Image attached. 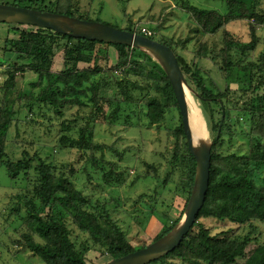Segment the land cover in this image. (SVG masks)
Here are the masks:
<instances>
[{"label":"trees","instance_id":"1","mask_svg":"<svg viewBox=\"0 0 264 264\" xmlns=\"http://www.w3.org/2000/svg\"><path fill=\"white\" fill-rule=\"evenodd\" d=\"M31 1L32 4L36 1L34 4L42 6V9L35 7L29 9L74 17L62 10L65 1L72 0ZM214 1L225 3L227 8L225 14L216 10L200 9L186 1L191 21L198 25L192 26L194 32L214 36L224 31L228 38L226 49H229L233 41L231 38L229 40L231 35L227 26L234 22L248 21L251 23L253 44L259 43L257 30L259 25H264V0ZM137 26L134 28L131 26L125 31L134 33L139 31L138 33L142 34L139 26V30L136 29ZM11 28L13 29L11 33H18L19 39H8L5 42L4 53L16 54L18 59L6 74L7 79L2 86L7 94L17 87L18 74L30 72L36 75L35 81L31 83L32 92L29 96L31 109L35 106L46 107L54 110L59 117H64L67 108H89L87 122L80 128L78 137L64 135L60 138L59 144L63 148L77 149L87 155V164L92 167L94 173L101 172L102 181L106 185L113 187L124 185L127 170L107 160L105 152L109 150L121 160L124 159L125 153L98 143L95 140V125L101 116L111 126L123 125L131 128L136 125L134 121L137 117L134 95L136 92L153 91L163 95V99L156 96L146 101L144 114L150 125L164 123L172 109H177L181 114L173 86L164 69L147 53L129 46L74 39L31 26L12 25ZM155 37L156 32L152 39L156 40ZM104 44L114 47L118 52L116 65L106 69L100 65L98 52L96 55L98 46H105ZM170 44L172 46L165 45L175 52L188 84L209 111L210 129L214 135L210 189L198 222L205 218L229 220L233 223H264V178L261 183H257L256 178L258 171L264 168V99L260 98L256 102L252 100L242 109V114L248 119V133L255 149L249 155L220 153L218 150L223 141L225 113L227 107L234 104V101L230 100L231 89L228 85L225 92H220V96L215 97L204 83L200 65L201 60L207 57L206 47L202 46L196 53V62L189 64L172 41ZM61 49L64 51L65 60L74 66L57 72L54 70V58ZM81 64L88 65V68L79 69L78 66ZM230 65L226 64L225 69ZM251 67L253 72L260 73L258 78L256 73L253 74V78L259 80L258 85L254 86V91H258L264 87V51L260 55L259 63ZM245 72L246 70H241L242 74ZM134 77L137 80H134ZM107 90L113 91L111 97L103 96V92ZM14 115V109L9 110V101L6 100L0 107V165L6 167L14 181L28 178L27 189H33L32 196L20 195L18 198L26 201L28 206L25 225L29 232L23 234L21 240L24 249L31 251L46 264H88L87 254L92 249H97L103 256L115 260L149 246L133 245L120 221V210L110 208L105 199L93 203L74 183V170L58 171L43 160L34 166L33 159L27 151L23 153L21 159L14 160L7 151ZM172 134L175 136L173 159L181 170L179 188L187 202L183 213L175 221L169 220L168 215L165 216L164 228L152 243L168 235L181 222L196 179L197 162L189 150L182 117L180 125L174 128ZM98 153H101V157L97 156ZM85 173L88 180L92 181L93 174L87 169ZM153 199L152 203L157 209L158 200ZM69 219L89 237V241L82 243L81 246L73 241L72 232L67 225ZM198 222L174 252L152 264H165L168 260L178 261V264H264V244L258 245L253 252H248L251 240L239 241L230 237L214 236ZM196 227H200V231L194 234L193 230ZM35 236L43 243L37 242Z\"/></svg>","mask_w":264,"mask_h":264},{"label":"rangeland","instance_id":"2","mask_svg":"<svg viewBox=\"0 0 264 264\" xmlns=\"http://www.w3.org/2000/svg\"><path fill=\"white\" fill-rule=\"evenodd\" d=\"M186 1L204 10H216L222 14L227 11L224 2L214 0H72L65 1L62 10L75 18L103 23L120 30H129L131 26L134 28L137 25L140 28L151 27L150 29L156 32L157 41L170 46L172 41L189 64L195 63L196 53L202 46L206 47L207 57L201 60L200 65L204 83L215 97H219L220 92H225L229 85L230 100L234 101V104L227 107L225 113L223 141L218 151L224 155L234 153L249 155L255 146L249 136L248 119L242 114V109L252 100L256 102L260 98L264 99V87L254 91L260 73L253 72L251 67L259 63L260 55L264 51V25L258 26L259 43L254 45L250 22L231 23L227 26V30L233 45L226 49L228 38L224 31L214 36H207L192 30L198 25L191 21ZM35 2L33 1L32 4L31 0H0V4L3 5L42 9V6L34 4ZM10 27L12 25L0 23V71H2L0 72L2 73L0 107L8 100L9 110L13 108L15 111L14 123L8 139V154L14 160H18L27 151L33 159L34 166L43 160L58 171L74 170V183L91 198L93 203L105 199L110 208L120 210V221L135 247L142 244L151 245L164 228L165 216L168 215L169 220L175 221L183 213L187 202L179 188L181 170L173 159L175 136L172 133L181 123L180 112L172 109L164 123L157 126L150 125L144 114L146 101L156 96L163 99V95L153 91L136 92L134 93L136 125L131 128L123 125L111 126L103 116L98 118L95 125V140L100 144L114 147L120 153H125L123 160L109 150L105 152V157L128 173L126 182L121 187L106 185L102 181L101 172L94 173L92 167L87 164V155L77 149L63 148L59 144L60 138L64 135L78 137L80 128L87 122L89 108H67L64 117H59L54 110L46 107L35 106L31 109L29 96L32 92L31 83L35 81L36 75L30 72L24 75L18 74L17 87L10 91L9 95L2 87L7 79L6 74L18 59L16 54L4 53L5 42L8 39H19L18 33H11L13 29ZM104 45L98 46L96 55L98 52L100 65L106 69L116 65L118 52L114 47ZM228 63L231 65L225 69ZM73 66V63L65 60L63 49L58 50L54 58V70L61 72ZM78 67L86 69L88 65L81 64ZM243 69L246 70L244 74L241 73ZM254 73L257 78H253ZM133 79L137 80L135 77ZM187 91L193 131L203 141L214 143L209 111L195 91ZM112 95V90L103 92L106 98ZM97 156L101 157V153ZM85 169L93 174L92 181L88 180ZM256 175L257 183H261L264 178V168ZM27 179L12 180L6 167L0 165V264H46L31 251L24 249L21 244L22 235L29 232L25 225L28 206L26 201L18 198L20 195L33 194V189H27L29 183ZM153 198L158 200L157 209L152 203ZM45 214L47 216V213ZM198 223L214 236L230 237L239 241L251 240L248 252H253L258 245L264 244L262 222L233 223L229 220L202 218ZM67 225L76 244L81 246L82 243L89 241V237L82 233L71 219L67 220ZM199 231L200 227H196L193 233L197 234ZM35 238L37 242L43 243L39 237L35 236ZM87 261L88 264H108L112 258L103 256L97 249H92L87 254ZM178 263L175 260H168L165 264Z\"/></svg>","mask_w":264,"mask_h":264},{"label":"water","instance_id":"3","mask_svg":"<svg viewBox=\"0 0 264 264\" xmlns=\"http://www.w3.org/2000/svg\"><path fill=\"white\" fill-rule=\"evenodd\" d=\"M0 23L22 25L51 30L74 39L120 44L139 49L157 61L166 72L180 107L189 150L197 162V172L192 194L181 222L165 237L146 248L112 260L108 264H152L174 252L191 232L206 204L210 189L214 143L196 145L190 125V109L186 88L188 84L175 52L167 45L144 35L115 27L84 21L78 18L34 9L0 4Z\"/></svg>","mask_w":264,"mask_h":264},{"label":"built area","instance_id":"4","mask_svg":"<svg viewBox=\"0 0 264 264\" xmlns=\"http://www.w3.org/2000/svg\"><path fill=\"white\" fill-rule=\"evenodd\" d=\"M136 29L139 30L138 26H137ZM138 32H139V31H136L135 33H138ZM141 32H142L141 35H144V36H146V37H149V38L154 37V32H153L151 29L147 28V27H143V28H141ZM138 34H139V33H138Z\"/></svg>","mask_w":264,"mask_h":264},{"label":"bare ground","instance_id":"5","mask_svg":"<svg viewBox=\"0 0 264 264\" xmlns=\"http://www.w3.org/2000/svg\"><path fill=\"white\" fill-rule=\"evenodd\" d=\"M187 90H189V89L186 88V94L188 95V91ZM190 125H191V116H190ZM191 129H192V126H191ZM192 131H193V129H192ZM193 135H194V139H195L196 145H199L201 142H207L206 140L203 141L198 135L195 134L194 131H193Z\"/></svg>","mask_w":264,"mask_h":264},{"label":"crops","instance_id":"6","mask_svg":"<svg viewBox=\"0 0 264 264\" xmlns=\"http://www.w3.org/2000/svg\"><path fill=\"white\" fill-rule=\"evenodd\" d=\"M10 29H11V27H10ZM12 34H10V36H11Z\"/></svg>","mask_w":264,"mask_h":264}]
</instances>
